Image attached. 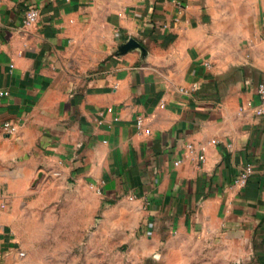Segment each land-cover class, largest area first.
I'll list each match as a JSON object with an SVG mask.
<instances>
[{
    "label": "crops",
    "instance_id": "1",
    "mask_svg": "<svg viewBox=\"0 0 264 264\" xmlns=\"http://www.w3.org/2000/svg\"><path fill=\"white\" fill-rule=\"evenodd\" d=\"M259 82L264 0H0V119L16 127L0 133V264L25 255L17 222L59 186L96 200L79 202L87 256L89 207L113 205L93 234L130 239L131 264H180L169 240L195 234L264 264Z\"/></svg>",
    "mask_w": 264,
    "mask_h": 264
},
{
    "label": "rangeland",
    "instance_id": "2",
    "mask_svg": "<svg viewBox=\"0 0 264 264\" xmlns=\"http://www.w3.org/2000/svg\"><path fill=\"white\" fill-rule=\"evenodd\" d=\"M58 188L57 200L47 197L40 201L42 205L26 206L25 214H22L25 219L17 222L15 230L18 247L25 255L20 256L19 262L16 260L15 264H131L127 251L130 239L116 240L109 237L103 239L93 234L98 230H113L112 222L99 226L98 218L102 215L114 216L117 208L113 205L108 208H97L93 205L89 207L90 225L87 230L90 252L87 256L82 252L86 240L81 239L79 222L87 215V211L79 202L81 199H86L90 203L96 200L90 194H83L81 190H71L68 186ZM130 230L129 227L124 228V231ZM166 241L159 240V249L166 246ZM168 245L183 252L181 258H184V261L179 262L180 264L246 263L241 255L226 254L224 249H216L209 239L196 234L170 239ZM98 246L103 247L102 251L94 249ZM237 246L239 243L233 245L234 252ZM195 249H199L200 252L195 254L193 251ZM154 257L158 256H150V261Z\"/></svg>",
    "mask_w": 264,
    "mask_h": 264
},
{
    "label": "built area",
    "instance_id": "3",
    "mask_svg": "<svg viewBox=\"0 0 264 264\" xmlns=\"http://www.w3.org/2000/svg\"><path fill=\"white\" fill-rule=\"evenodd\" d=\"M38 16V11L37 8H35L32 5H28L24 11V24L26 26L34 23L37 19ZM193 89V86L190 87H180L178 89V91L182 92V93H189L191 92ZM9 94V91L6 88H0V97L2 96H7ZM256 94L258 96V100H259V105L256 109V113L257 114H262L264 113V82H259L256 86ZM15 125L10 122L7 119H0V133H13L15 132ZM190 147V145H189ZM199 159H203V155H199L198 156ZM253 172V168L251 165L247 164L244 166V168L241 170L240 174H239V178H238V183L243 186L246 184L248 178L250 177V175Z\"/></svg>",
    "mask_w": 264,
    "mask_h": 264
},
{
    "label": "water",
    "instance_id": "4",
    "mask_svg": "<svg viewBox=\"0 0 264 264\" xmlns=\"http://www.w3.org/2000/svg\"><path fill=\"white\" fill-rule=\"evenodd\" d=\"M139 43L133 39V38H128L126 42L122 43L119 46L118 53H124L134 47H139Z\"/></svg>",
    "mask_w": 264,
    "mask_h": 264
}]
</instances>
